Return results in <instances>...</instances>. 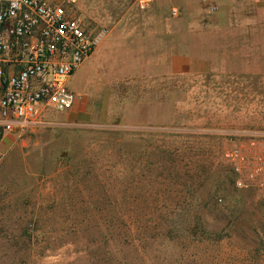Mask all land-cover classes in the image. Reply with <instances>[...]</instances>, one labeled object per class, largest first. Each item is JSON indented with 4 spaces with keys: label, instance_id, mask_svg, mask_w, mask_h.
I'll use <instances>...</instances> for the list:
<instances>
[{
    "label": "rangeland",
    "instance_id": "374dc122",
    "mask_svg": "<svg viewBox=\"0 0 264 264\" xmlns=\"http://www.w3.org/2000/svg\"><path fill=\"white\" fill-rule=\"evenodd\" d=\"M76 11L106 35L67 87L103 83L109 119L0 142V264H264V196L224 156L264 143V0Z\"/></svg>",
    "mask_w": 264,
    "mask_h": 264
},
{
    "label": "built area",
    "instance_id": "2783aa9c",
    "mask_svg": "<svg viewBox=\"0 0 264 264\" xmlns=\"http://www.w3.org/2000/svg\"><path fill=\"white\" fill-rule=\"evenodd\" d=\"M77 0H0V142L68 111L76 95L68 80L94 53L106 31H88ZM175 12V11H174ZM239 189L264 196V143L227 149Z\"/></svg>",
    "mask_w": 264,
    "mask_h": 264
},
{
    "label": "crops",
    "instance_id": "0c3cea01",
    "mask_svg": "<svg viewBox=\"0 0 264 264\" xmlns=\"http://www.w3.org/2000/svg\"><path fill=\"white\" fill-rule=\"evenodd\" d=\"M150 1L154 0H149V2ZM92 56L88 59H91ZM88 70V74L90 75V68ZM70 79L68 80V84ZM77 88L79 91L77 92L73 107L71 110L65 112L66 119L77 125H98L106 122L109 119L110 108L107 87H105L103 83L97 82L87 75V78L84 79L82 84L78 85Z\"/></svg>",
    "mask_w": 264,
    "mask_h": 264
}]
</instances>
